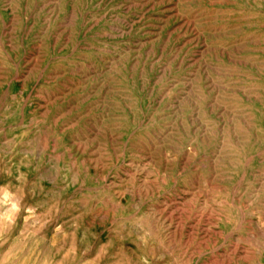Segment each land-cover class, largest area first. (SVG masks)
Listing matches in <instances>:
<instances>
[{"label": "rangeland", "instance_id": "obj_1", "mask_svg": "<svg viewBox=\"0 0 264 264\" xmlns=\"http://www.w3.org/2000/svg\"><path fill=\"white\" fill-rule=\"evenodd\" d=\"M0 264H264V0H0Z\"/></svg>", "mask_w": 264, "mask_h": 264}, {"label": "bare ground", "instance_id": "obj_2", "mask_svg": "<svg viewBox=\"0 0 264 264\" xmlns=\"http://www.w3.org/2000/svg\"><path fill=\"white\" fill-rule=\"evenodd\" d=\"M177 27V26H176ZM36 36V35H35ZM141 183H142V181H141ZM179 202V201H178ZM176 206V205H175ZM254 222V221H253Z\"/></svg>", "mask_w": 264, "mask_h": 264}]
</instances>
